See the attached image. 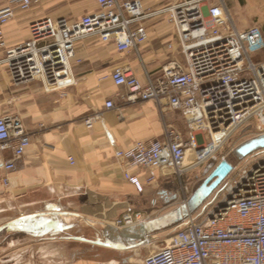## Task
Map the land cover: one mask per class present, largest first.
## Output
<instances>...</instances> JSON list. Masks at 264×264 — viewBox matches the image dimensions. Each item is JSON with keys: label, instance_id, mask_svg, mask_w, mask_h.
<instances>
[{"label": "built area", "instance_id": "obj_1", "mask_svg": "<svg viewBox=\"0 0 264 264\" xmlns=\"http://www.w3.org/2000/svg\"><path fill=\"white\" fill-rule=\"evenodd\" d=\"M44 1L7 0L0 7V64L13 82L39 81L46 91L74 84V46L83 39L95 37L119 52H134L140 61L138 47L148 38L142 21L162 17L173 28L176 41L167 49L175 47L184 66L172 62L155 77L145 72L144 83L130 67L115 68L109 75L113 85L126 89L129 101L167 105L185 122V136L166 129L160 140L134 142L115 153L124 180L138 192L155 180L148 171L162 169L181 176L215 156L252 120L261 124L259 137L264 135V61L251 58L264 49V39L256 26L238 30L222 0L170 1L151 12L145 11L142 0H93L96 11L78 20L43 17L31 22L28 40L8 48L6 24L17 12H28ZM105 108H112V103L107 101ZM91 124L92 119H86L85 125ZM30 144L17 118L0 117V151L11 154L2 165L4 187ZM190 150L197 158L185 167ZM222 183L200 217L188 213L144 264H264V156L233 167ZM141 221V214L128 213L114 226Z\"/></svg>", "mask_w": 264, "mask_h": 264}, {"label": "crops", "instance_id": "obj_2", "mask_svg": "<svg viewBox=\"0 0 264 264\" xmlns=\"http://www.w3.org/2000/svg\"><path fill=\"white\" fill-rule=\"evenodd\" d=\"M6 2L0 0V7ZM142 2L146 10L147 0ZM222 3L231 7L238 30L256 26L264 39V0ZM96 8L93 0H45L17 12L4 27L7 47L28 40V27L39 18L75 21ZM142 24L148 38L138 47L140 61L134 52H119L95 37L77 42L71 62L74 84L68 89L46 91L39 81L15 83L0 64V117L17 118L31 142L8 175L7 187L1 182L2 165L11 154L0 151V264H144L164 246L161 238L174 225L154 231L148 245L132 250L90 242L125 214L139 213L141 222L149 223L175 212L169 209L171 172L148 171L155 180L138 192L124 180L115 158L134 142L160 140L166 129L181 136L186 132L178 111L129 101L126 89L109 80L115 68L130 67L144 83L145 72L155 77L172 62L185 65L175 47L167 49L176 38L166 20ZM254 55L264 61V49ZM107 101L112 108H105ZM86 119H92L91 127Z\"/></svg>", "mask_w": 264, "mask_h": 264}, {"label": "rangeland", "instance_id": "obj_3", "mask_svg": "<svg viewBox=\"0 0 264 264\" xmlns=\"http://www.w3.org/2000/svg\"><path fill=\"white\" fill-rule=\"evenodd\" d=\"M170 1H181V0H147V9L146 12H151L153 10H156V8L165 6ZM97 9V8H96ZM229 17H231L232 21L234 22V16L233 12L231 10V7L229 6L227 8ZM232 13V14H231ZM157 18V17H156ZM156 18H149V19H156ZM165 20L164 18H157ZM252 60L257 62L255 60V55L253 54L251 56ZM261 127V124L257 121H250L247 124L240 127L238 130L234 132V134L229 138V140L220 148V151L215 154V156L211 157L209 160H206L205 162L196 165L195 167L189 168L187 171H185L181 176H177L175 174H172V187H169L168 191L171 195L176 196V199L172 201V203L169 205V209H180L183 204L189 200L191 197L192 192L204 181L206 176L214 169V167L217 166L218 163H220L221 158L224 157L225 160H228L234 167H242L246 165H250L255 160L262 158L264 156V151L261 152H254L250 154L246 158H241L237 152V147L240 145L248 142L251 139H254L261 135V131L257 128ZM188 155V154H187ZM196 161L194 154H190L186 157L184 161V166L188 167L192 163ZM192 166V165H191ZM223 184V183H222ZM221 184V185H222ZM221 185L213 192L211 193L210 197L207 198V200L198 208L196 211L192 212V218L198 219L200 217L201 211H204V209L207 207V205L214 199L216 196L217 190L219 188L221 189ZM176 215L173 214L172 218L176 220ZM185 216L183 215V218ZM181 221L174 224V228L171 232L166 235H164L161 238V241H164V239H167V237L175 231ZM160 241V239H159Z\"/></svg>", "mask_w": 264, "mask_h": 264}, {"label": "water", "instance_id": "obj_4", "mask_svg": "<svg viewBox=\"0 0 264 264\" xmlns=\"http://www.w3.org/2000/svg\"><path fill=\"white\" fill-rule=\"evenodd\" d=\"M239 156L243 159L250 154L264 150V135L249 140L237 147ZM233 165L228 160H221L216 167L206 176L204 181L192 192V196L180 209L164 216L158 220L147 222H138L132 226L115 228L105 225L101 237L95 241H90L102 247L120 250H132L136 247H142L149 244L150 236L154 231L165 226H173L183 219V215L196 211L204 201L210 196V193L217 189L233 169ZM175 214L176 220L172 218Z\"/></svg>", "mask_w": 264, "mask_h": 264}, {"label": "bare ground", "instance_id": "obj_5", "mask_svg": "<svg viewBox=\"0 0 264 264\" xmlns=\"http://www.w3.org/2000/svg\"><path fill=\"white\" fill-rule=\"evenodd\" d=\"M258 137H259V136H258ZM260 151H261V150H260ZM260 151H259V152H260ZM257 152H258V151H257ZM190 154H194L195 159L197 158L196 153H195L194 151L190 150V152L188 153V155H190ZM188 155H187V156H188ZM183 164H184V163H183ZM183 166H184V165H183ZM215 190H216V189H215ZM215 190H214V191H215ZM214 191H212V193H213ZM210 194H211V193H210ZM171 196H172L173 200L176 199V196H173V195H171ZM191 196H192V194H191ZM210 196H211V195H210ZM210 196H209V197H210ZM209 197H208V198H209ZM187 201H188V200H187ZM204 202H205V201H204ZM204 202H203V203H204ZM186 203H187V202H185L183 205L186 206ZM131 226H132V225H131Z\"/></svg>", "mask_w": 264, "mask_h": 264}]
</instances>
